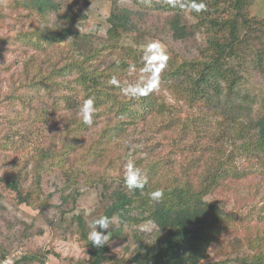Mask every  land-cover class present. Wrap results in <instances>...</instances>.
<instances>
[{
    "label": "rangeland",
    "instance_id": "rangeland-1",
    "mask_svg": "<svg viewBox=\"0 0 264 264\" xmlns=\"http://www.w3.org/2000/svg\"><path fill=\"white\" fill-rule=\"evenodd\" d=\"M32 1L0 0V264H90L76 219L81 217L90 231L91 221L109 204L104 184L115 185L116 172H126L132 161L141 167L158 164L162 182L175 175L194 186L209 171L226 170L223 184L205 196L221 209L226 232L211 244L201 264L264 260V159H247L238 141L223 133L218 118L177 105L159 85V72L143 71L145 48L153 41L168 57L163 70L182 61L205 60L208 33L197 27L189 11L179 13L190 32L185 39H173L168 29L166 21L174 17L168 8L180 0H119L118 6L131 10L133 21L144 28L124 34L114 48L106 33L113 0H50L58 12L45 18L28 6ZM247 14L263 22L264 0H253ZM65 27L103 47L99 57L120 58L129 48L142 51L129 75L138 72L145 80L154 76L158 105L164 104L166 111L137 117L107 145L98 142L113 123V109L94 107L92 124H82L80 109L88 97L75 84L73 71L57 76L51 90L39 82L52 68L82 62L81 51L66 42L36 47L37 37L25 35ZM109 49L114 52L107 53ZM97 59L98 54L85 63L95 65ZM246 75L240 90L255 118L264 111V72L248 70ZM12 181L18 194L8 185ZM108 232L103 264H126L135 253L157 247L164 236L151 222L123 225L115 218Z\"/></svg>",
    "mask_w": 264,
    "mask_h": 264
},
{
    "label": "trees",
    "instance_id": "trees-1",
    "mask_svg": "<svg viewBox=\"0 0 264 264\" xmlns=\"http://www.w3.org/2000/svg\"><path fill=\"white\" fill-rule=\"evenodd\" d=\"M34 1L28 6L44 18L48 12H58L57 6L50 0ZM118 1L113 0L112 11L106 20L107 40L113 45H109L111 48L118 46L125 37L124 34L144 28L133 21L131 10L118 6ZM252 1L180 0L178 6L168 8V11L174 12V17L166 21L172 38L183 40L189 35L187 23L182 21L183 17L179 14L189 11L196 18L197 27L208 33L207 55L205 60L169 65L157 75L159 85L169 92L177 105L197 107L200 114L218 118L223 133L233 143L238 141L237 148L250 161L255 158L264 159V111L253 118L248 97L240 90L241 85L247 81L248 70L264 72V21L259 23L248 17L247 8ZM199 4L205 7L197 11L193 5ZM25 35L37 37L34 44L36 47L44 42L50 45L66 42L70 48L81 51L82 62L72 60L57 70L52 68L39 82L47 90H51V84L56 86L54 80L57 76L73 71L75 84L88 98H93L94 107L107 106L108 109H113V123L105 129L101 135L103 138L98 140L103 145H107L114 134L124 132L125 125H132L137 117L166 111L164 104L158 105L156 88L151 85L145 87L148 81L145 76L138 72L129 75L132 71L131 64H138L142 51L129 48L125 53L126 57L122 56L120 59L117 55L113 56L111 53L114 51L109 49V59L104 58L106 55L99 57L103 47L90 42L87 36L73 33L69 27L46 35L40 32ZM97 54L95 65H86L85 62L90 63L88 57L94 60ZM113 78L116 80L115 84L111 82ZM134 84L140 85L142 94L125 95L124 87ZM124 159L126 160V156ZM130 164L146 177L144 188L129 191L124 182L126 172L118 170L114 176L115 185L107 188L104 184L109 204L102 216H107L110 220L115 218L123 225L151 222L164 236L157 247L135 253L126 264H201L207 258L211 244L226 232L228 224L224 223L221 209L208 203L205 196L210 190L223 184L228 172L207 171L204 181L194 186L188 178L177 179L175 175L165 177L162 182L163 176L157 175L156 172L160 169L154 162L142 167L137 161ZM8 185L17 192L16 181ZM155 190L162 191L163 197L152 199L149 194ZM18 197L20 202L25 201L21 195ZM76 220L80 240L90 256V264H103L106 261L107 245L103 248L93 247L88 240L89 231L85 222L81 217ZM22 259L36 258L33 256ZM236 264H264V260L260 257L243 258Z\"/></svg>",
    "mask_w": 264,
    "mask_h": 264
},
{
    "label": "clouds",
    "instance_id": "clouds-1",
    "mask_svg": "<svg viewBox=\"0 0 264 264\" xmlns=\"http://www.w3.org/2000/svg\"><path fill=\"white\" fill-rule=\"evenodd\" d=\"M197 11L203 9L205 6L203 4L193 5ZM168 57L162 50V46L158 42H150L145 48V68L143 69L144 72H154L158 73L164 69L166 66V61ZM155 77H151L148 79L147 84L145 87L151 85L154 86L153 80ZM113 84L116 83L115 78L111 81ZM125 95L136 96L140 95L143 92V89L140 87L139 84L128 85L123 89ZM95 111L94 108V100L93 98L86 99L80 109V116L82 122L86 125L92 124V117ZM125 186L129 189V191L144 188L146 181V177L142 175L141 171L131 164L128 165L125 175ZM150 197L154 200H158L163 197V192L160 190H155L151 192ZM111 220L107 216H100L91 221L89 224V234L88 240L95 248H103L105 245L108 244L110 239V232L105 234V232L110 229ZM99 229V231H98Z\"/></svg>",
    "mask_w": 264,
    "mask_h": 264
}]
</instances>
